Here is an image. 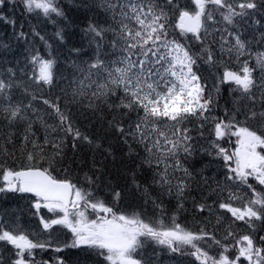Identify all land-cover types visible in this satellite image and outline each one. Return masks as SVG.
<instances>
[{
	"label": "snow or ice",
	"instance_id": "obj_1",
	"mask_svg": "<svg viewBox=\"0 0 264 264\" xmlns=\"http://www.w3.org/2000/svg\"><path fill=\"white\" fill-rule=\"evenodd\" d=\"M5 2L0 0V5ZM23 3L29 12L42 10L45 16L52 13L64 16L55 0H23ZM94 6L104 12L106 19L90 24L87 29L96 46L93 56L80 64L73 62L68 79L77 87L71 102L78 103L77 95L88 96L90 92L87 107H99L94 103L99 100L110 111L128 117L127 126L122 121L114 124L116 131L130 148L132 143L143 148L144 162L153 169V184L160 188L161 195L177 200V212L184 208L193 184H200L217 198L212 203L207 202V197L202 203L193 200L196 211L212 216L224 210L231 214L233 222L242 221L256 232V222L264 225V189L258 192L249 179L264 186V152L258 151L264 150V52L255 53V66H250L248 60L240 61L241 56L253 54L242 38L241 22L264 29V22L258 18L264 16V0H191V6L185 7H181L178 0H96ZM217 15L231 29L209 31L208 22L215 24ZM172 28L179 29L185 42L172 35ZM214 33L220 34V52L241 64L239 71H224L215 86V95L194 71L201 58L213 66L222 62L223 55L218 60L209 43L210 38L211 43H216ZM189 34L192 40L200 42L199 53H193L189 47ZM57 36L63 40L59 32ZM257 43L264 44V31L260 32ZM31 63V75L23 68L0 65V118L9 127L24 125V140L32 142L35 148L37 145L29 135L34 136L31 132L34 121L29 113L36 114L31 102L36 97L31 96L25 103L31 95L29 89L23 87L22 98H16L15 91L23 86L24 77L37 87H53L57 84L59 68L54 59L39 55H33ZM257 69L261 73L259 77L253 75ZM60 79L65 77L61 75ZM223 84H234L236 87L231 90L239 95L233 99V108L225 109V118H216L211 114L218 104L219 85ZM43 103L52 110L49 115H55L59 121L57 125H48L37 115L36 119L46 129H59L65 137L72 136L73 141L88 140L74 128L65 110L67 106L62 109L60 98L44 99ZM189 118L201 121L200 129L211 121L215 139L208 142L207 148L198 147L193 130L186 126ZM250 121L256 126H251ZM199 135L203 136V132ZM232 137L236 138L237 147L229 152L219 142ZM45 143H48L47 138ZM53 147L57 151L48 168L35 166L34 152L26 154L31 166L17 170L0 165L3 181L0 193L32 194L36 198L32 204L34 215H39L41 209L53 214L39 216L45 232L55 231L56 226L71 232L72 240L64 244L65 248L89 250L105 264H163L162 256H191L199 264H244L245 261L264 264V236L258 239L251 234L237 237L229 230L222 239H217L207 228L210 220L194 231L179 223L175 214L165 224L163 218L145 219L141 212L118 213L90 189L53 175L62 142L53 143ZM198 151L223 161V181L210 183L202 172L190 168L189 160ZM87 179L89 184L95 183L91 177ZM135 186L137 191L147 192L141 185ZM241 186L251 192V198L245 200L247 193L241 195L238 191ZM120 196L119 191L114 192V199L119 200ZM238 200L242 204L234 206L233 202ZM152 203L163 217V203L158 199H152ZM89 210L93 218H89ZM29 237L30 233L19 226L8 230L0 225V242H6L15 250L10 257L11 264H37L34 250L51 247V241L41 242ZM229 238H233L234 243H225ZM209 241L219 249L216 255L209 254ZM149 246H152L151 252L147 250ZM62 250L59 246L55 249ZM233 250L234 254H230ZM0 264H6L3 255H0ZM58 264H64L63 260Z\"/></svg>",
	"mask_w": 264,
	"mask_h": 264
},
{
	"label": "trees",
	"instance_id": "obj_2",
	"mask_svg": "<svg viewBox=\"0 0 264 264\" xmlns=\"http://www.w3.org/2000/svg\"><path fill=\"white\" fill-rule=\"evenodd\" d=\"M55 2L63 11L64 16H56L54 13L45 16L41 10L29 12L23 0H6L3 5H0V65H3L4 68H23L31 75V58L33 55H39L45 59H54L59 68L57 84L53 87L49 88L47 85L37 87L27 77H24L23 86L15 91L16 98H22L23 87L29 89L31 95L25 99V103L31 99V96L36 97L35 100L31 101L36 114L29 113L34 121L31 129L34 136L31 133L29 135L31 140L35 141L37 147L34 148L32 142L24 140V125L9 127L6 121L0 118V165L17 170L21 167L31 166L27 161L26 154L34 152L37 156V161L34 162L35 166L48 168L52 155L57 151L53 147V143L61 144L62 142L61 155L57 157L56 163L53 165V175L58 179H68L78 187L90 189L98 199L104 200L114 208L117 206L129 212V214L133 211L141 212L144 214L143 218L145 219L158 220L163 218L165 224H168L170 222L169 218L175 214L179 223L194 231L203 222L210 220L211 223L207 224V228L216 234L217 239H222L229 230L235 233L237 237L251 234L258 239L259 236H264V225L260 222H256L257 230L252 232L245 223L233 222L234 218L231 214L223 210H218L212 216H209L208 212L196 211L193 207V200L202 203L204 198L207 197V202L212 203L217 198L215 195H209L208 189L200 184H193L188 198L184 201V208L177 212V200L167 194L161 195L160 188L153 184V169L144 162L145 153L143 148L135 143H132L130 148L129 144H126L116 131L114 124L117 121H122L127 126L128 117L123 116L121 112L110 111L99 100H94V103L99 107H87L91 99L90 92L88 96L77 95L76 100L78 103L71 102L73 91L77 87L76 84L70 83L68 79L73 62L80 64L81 61H87L93 56L96 46L91 42V36L87 33V29L90 24L102 23L106 16L100 8L94 6L96 0H55ZM178 2L181 7L191 6V0H178ZM258 18L264 22V16ZM208 23L210 26L209 31L214 28L223 29L224 27L231 29V26L226 25L219 15L216 16L215 24ZM241 27L243 29L242 38L248 42L247 46L253 54L252 56H241L240 61L248 60L250 66H255V53L264 52V44L257 43L260 39V32L264 29H260L255 25H243L242 22ZM58 32L63 36V40L57 36ZM170 32L182 42H185L184 38L180 36L178 28H172ZM21 33L24 35L21 36ZM214 35L216 43H211V38L209 43L218 60L223 55L222 61L224 63L220 62L213 66L205 63L204 59L201 58L197 60L194 71L201 77V83L206 84V88L212 90L215 95V86L219 84V78L222 77L224 71H239L238 68L241 64L234 57L229 58L226 54L220 52V34L214 33ZM187 43L193 53L200 52L201 44L192 40L191 34H189ZM74 49L80 51H73ZM36 71L38 73V67ZM18 75L23 74L18 73ZM61 75L65 79H60ZM253 75L259 77L261 75L260 70L257 69ZM219 87L218 104L211 115L216 118H225V109L231 110L233 108V99L239 93L231 90L236 87L233 84H223ZM57 98H60L62 109H65V105L67 106L65 110L69 114L74 128L78 129L82 136L88 137V140L73 141L72 136L65 137L59 129L52 132L51 128L46 129L44 124L36 119V116L39 115L46 124L57 125L59 123L58 119L55 115H49L52 110L43 103L44 99L56 101ZM200 123L201 121L195 118H189L186 126L193 130L192 134L198 142V147L207 148L208 142L215 139L212 134V123L209 121L203 129H200ZM249 124L253 127L256 126L253 121H250ZM170 126L171 122H169L168 127ZM200 131L203 132V136L199 135ZM46 138L48 143H45ZM235 139V137H232L231 140L226 138L219 143L229 152H232L237 147ZM74 143L75 147L73 146ZM41 148L43 153H41ZM258 151L264 152L260 149ZM133 158L141 159L143 163L138 160L135 161ZM189 166L194 172H202L207 176L210 183L213 180L223 181L225 171L223 161L208 156L202 151H198L196 156L189 160ZM87 177H91L95 183L89 184ZM2 182V176H0V183ZM249 183L258 192L264 189V186L257 185L251 178ZM136 184L146 188L147 192L137 191ZM117 191L121 193L119 200L114 199V192ZM238 191L241 195L247 193L245 200L251 198L252 194L247 188L241 186ZM2 194L0 193V225L4 229L11 230L19 226L26 231L27 228L33 225L35 229H29L34 233L37 231L36 233L39 240H42L41 242L50 241L54 233L45 232L39 223L40 215L49 217L46 210L41 209L39 215H34L35 210L31 204L34 200L12 194L10 197H5V193V198H3ZM224 196H227L226 192ZM23 199L27 200L25 204L22 203ZM152 199H158L163 203L165 209L163 217L153 205ZM233 203L234 206H240L242 201L238 200ZM217 216L221 220L219 223H217ZM54 232L55 241L51 243L47 253L42 251L39 254L37 264H58L60 260H63L64 264L94 263L89 255L85 253L66 252L64 254V244L68 243V237L58 230ZM225 243L232 244L234 239L229 238ZM57 246L63 249L59 253L55 251ZM147 250L152 251L150 247ZM207 250L210 255H216L219 249L209 241ZM233 253L234 250L231 254ZM66 254H70V257H67ZM11 255L3 256L6 264H11ZM162 260L163 264H199L191 256H174L172 258L162 256Z\"/></svg>",
	"mask_w": 264,
	"mask_h": 264
},
{
	"label": "rangeland",
	"instance_id": "obj_3",
	"mask_svg": "<svg viewBox=\"0 0 264 264\" xmlns=\"http://www.w3.org/2000/svg\"><path fill=\"white\" fill-rule=\"evenodd\" d=\"M133 159H135V158H133ZM138 159H135V161H137ZM138 161H140L141 163H143V161L141 160V159H139ZM161 167H163V165H161ZM25 197H27V198H30V197H28V196H25ZM3 198H5V197H3ZM30 199H32V200H34L33 198H30ZM25 201H27L26 199H23V201H22V203H24L25 204ZM31 204H33V203H31ZM35 210V209H34ZM48 210L46 209V212H47ZM50 214H52V213H50ZM62 215V214H61ZM89 218H93V216L92 215H90V213H89ZM42 226V225H41ZM59 227V226H58ZM29 228H34L35 229V227L33 226V225H31ZM29 228H27L26 229V232L27 233H30V239H33V240H39V237H38V234L35 232H32V230L31 229H29ZM29 229V230H28ZM66 229V228H65ZM54 235V234H53ZM53 235H52V237H51V239H50V241H51V243H53L54 242V239H53ZM72 240V239H71ZM71 240L70 241H67V242H71ZM40 241V240H39ZM42 241V240H41ZM1 243H3V244H5V245H7V246H9V247H11L12 248V246L11 245H8V244H6V242H1ZM68 250H72V248H67L66 249V251H68ZM15 250L12 248V251H7L5 248H4V246H2L1 248H0V254L1 255H3L4 257L6 256V255H11L13 252H14ZM42 251H44V252H48L49 251V247H47V248H45V249H35L34 250V255H36L34 258H35V260H37L38 259V256H37V254H39L40 252H42ZM219 251V250H218ZM234 254V253H233ZM95 256V255H94Z\"/></svg>",
	"mask_w": 264,
	"mask_h": 264
},
{
	"label": "bare ground",
	"instance_id": "obj_4",
	"mask_svg": "<svg viewBox=\"0 0 264 264\" xmlns=\"http://www.w3.org/2000/svg\"><path fill=\"white\" fill-rule=\"evenodd\" d=\"M223 62V61H222ZM224 63V62H223ZM241 67V66H240ZM238 69H240V68H238ZM237 69V70H238ZM69 95V94H68ZM82 111H84V110H82ZM88 112V111H87ZM92 112V111H91ZM80 115V114H79ZM86 115V114H85ZM87 118V117H86ZM78 122V121H77ZM94 127V126H93ZM83 128V127H82ZM91 128V127H90ZM90 130V129H89ZM92 130H93V128H92ZM91 131V130H90ZM53 132V131H52ZM93 132V131H92ZM89 133V132H88ZM2 134V133H1ZM5 134V133H4ZM88 135V134H87ZM44 136V135H43ZM90 136V135H89ZM99 136V135H98ZM18 138V137H17ZM19 139V138H18ZM64 140V139H63ZM102 140V139H101ZM23 143V142H22ZM22 145V144H21ZM24 145V144H23ZM39 149V148H38ZM111 149V148H110ZM121 149V148H120ZM124 149V148H123ZM15 151V150H14ZM125 154V153H124ZM50 156V155H49ZM45 157V156H44ZM131 157V156H130ZM90 160V159H89ZM139 160V159H138ZM211 160V159H210ZM206 163V162H205ZM218 169H219V167H218ZM82 170V169H81ZM206 174V173H205ZM211 174V173H210ZM209 174V175H210ZM213 174V173H212ZM214 175V174H213ZM215 177V176H214ZM204 195V194H203ZM224 211V210H223ZM221 216V215H220ZM2 218V217H1ZM223 218V217H222ZM4 220H6V219H4ZM221 221V220H220ZM9 223V222H8ZM3 224V223H2ZM5 224V223H4ZM241 231V230H240ZM244 233V232H243ZM151 249H152V246H149ZM186 259H187V257H186ZM184 261V260H183ZM199 263V262H198Z\"/></svg>",
	"mask_w": 264,
	"mask_h": 264
},
{
	"label": "water",
	"instance_id": "obj_5",
	"mask_svg": "<svg viewBox=\"0 0 264 264\" xmlns=\"http://www.w3.org/2000/svg\"><path fill=\"white\" fill-rule=\"evenodd\" d=\"M28 195L32 196V194H28ZM32 197H33V196H32Z\"/></svg>",
	"mask_w": 264,
	"mask_h": 264
}]
</instances>
